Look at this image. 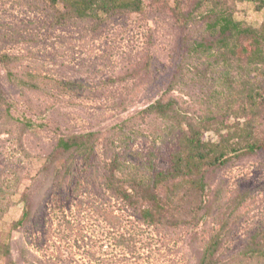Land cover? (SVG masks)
Wrapping results in <instances>:
<instances>
[{"label": "trees", "instance_id": "16d2710c", "mask_svg": "<svg viewBox=\"0 0 264 264\" xmlns=\"http://www.w3.org/2000/svg\"><path fill=\"white\" fill-rule=\"evenodd\" d=\"M37 1L57 25L93 21L101 26L114 17L154 11L170 16L178 62L162 95L142 111L149 146L134 149L142 132L138 126L111 128L104 141L109 159L102 185L150 225L198 228L212 218L217 227L198 264H264V221L238 251L226 255L251 192L228 197L224 182L217 183L218 173L236 160L264 153V0ZM18 60L0 53L10 83L6 86L0 74V135L15 136L27 154L24 138L33 124L15 114L16 95L33 108L31 94L45 91L47 82L20 73ZM100 140L97 131L62 135L35 173L16 167L14 181L0 167V264H18L14 232L36 218L37 201L50 186L73 194L86 180L99 178ZM15 196L24 209L8 219Z\"/></svg>", "mask_w": 264, "mask_h": 264}, {"label": "rangeland", "instance_id": "374dc122", "mask_svg": "<svg viewBox=\"0 0 264 264\" xmlns=\"http://www.w3.org/2000/svg\"><path fill=\"white\" fill-rule=\"evenodd\" d=\"M177 47L173 20L160 12L118 16L101 26L93 21L57 25L37 0H0V53L18 57L20 73L38 74L47 82L45 91L31 94L33 108L16 95L15 114L33 125L24 138L27 154L15 136L0 135L6 178L14 181L19 166L35 173L62 135L101 133L99 178L90 176L73 194L56 186L47 189L37 201L36 218L14 232L18 264H198L217 227L212 218L198 228L150 225L101 182L109 159L104 141L111 128L138 126L142 132L134 149L149 146L142 111L166 88L178 62ZM4 71L0 64L1 79L10 87ZM62 82L77 86L65 88ZM221 181L228 197L251 192L226 251L230 255L264 221V153L222 169ZM23 209L13 197L8 219L20 217Z\"/></svg>", "mask_w": 264, "mask_h": 264}]
</instances>
